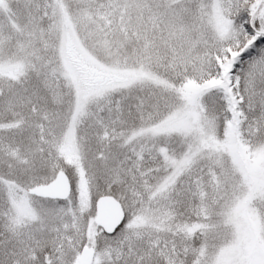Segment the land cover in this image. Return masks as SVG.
Here are the masks:
<instances>
[{
  "label": "snow or ice",
  "instance_id": "6c2138e0",
  "mask_svg": "<svg viewBox=\"0 0 264 264\" xmlns=\"http://www.w3.org/2000/svg\"><path fill=\"white\" fill-rule=\"evenodd\" d=\"M0 264H264V0H0Z\"/></svg>",
  "mask_w": 264,
  "mask_h": 264
}]
</instances>
